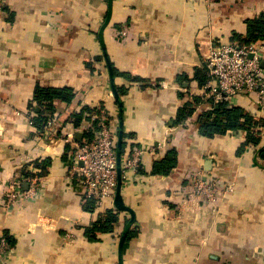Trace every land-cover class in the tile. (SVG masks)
<instances>
[{
	"label": "crops",
	"instance_id": "crops-1",
	"mask_svg": "<svg viewBox=\"0 0 264 264\" xmlns=\"http://www.w3.org/2000/svg\"><path fill=\"white\" fill-rule=\"evenodd\" d=\"M262 9L264 0H0V233L16 241L12 264H119L123 223L89 241L84 227L97 214L84 209L70 163L74 147L64 139L79 131L67 120L83 104L107 102L119 114L105 50L120 71L117 86L126 88L128 144H163L123 185L139 232L125 245L124 264H264V160L256 146L238 153L242 130L202 136L198 119L207 105L195 78L207 73L214 45L245 34ZM38 84L77 93L71 103L56 101L57 121L43 131L31 122L29 105ZM193 99L189 122L177 123ZM236 101L264 119L251 98ZM261 137L264 146V125ZM169 148L178 150L177 166L152 175ZM44 159L51 161L42 171ZM201 165L234 184L215 205L189 191L190 171ZM19 175L22 189L36 178L39 191L12 207L5 199Z\"/></svg>",
	"mask_w": 264,
	"mask_h": 264
},
{
	"label": "built area",
	"instance_id": "built-area-1",
	"mask_svg": "<svg viewBox=\"0 0 264 264\" xmlns=\"http://www.w3.org/2000/svg\"><path fill=\"white\" fill-rule=\"evenodd\" d=\"M264 40L239 44L236 41L222 40L214 45L207 57V81L202 89V100L207 105L205 110L212 109L217 102L236 104L237 99L251 98L255 104L264 109ZM113 95V94H112ZM213 101H209V99ZM211 99V100H212ZM192 104L196 107L195 100ZM97 107L99 114H91L92 120H98V127L93 129V137L76 138V131H68L65 141L74 147L71 153L73 172L77 173L82 187L83 202L95 199L97 208L101 211L114 206V198L118 185L117 144L119 137V120L112 115L107 102ZM238 105V104H237ZM33 116V111L30 110ZM191 116L186 119L189 122ZM53 114L45 129H50L56 123ZM33 123V120L31 119ZM91 122L76 128L83 131L91 126ZM236 132V131H232ZM229 132V133H232ZM129 140V138H128ZM163 144H142L129 148L127 155H123V185L133 175H137L142 167L146 154L157 155ZM24 176L19 175L12 180L6 204L16 207L25 199L37 195L39 187L36 178H28L32 187L22 189ZM189 191L194 198H199L210 205L217 204L222 196L233 189L232 182H223L215 174H208L203 165L198 166L189 175ZM119 232L117 233L119 237ZM14 258L13 247L8 242L7 235L0 233V263L12 264Z\"/></svg>",
	"mask_w": 264,
	"mask_h": 264
},
{
	"label": "trees",
	"instance_id": "trees-1",
	"mask_svg": "<svg viewBox=\"0 0 264 264\" xmlns=\"http://www.w3.org/2000/svg\"><path fill=\"white\" fill-rule=\"evenodd\" d=\"M248 29L245 34L234 32L227 40L236 41L239 44H247L255 41L264 40V9H262L254 18L247 20ZM102 56H98L97 60H102ZM115 77L121 75L120 71L114 66ZM198 78L200 85H204L207 81V73L201 74L199 71L195 75ZM137 80L141 78L136 77ZM121 96L126 93V88L123 85H118ZM76 91L70 86H46L38 84L34 91V99L30 102V110L33 111V124L38 131H43L47 125L50 117L55 114L57 110L56 101L60 100L66 103H71L76 97ZM199 99V98H198ZM212 99V98H211ZM209 101H213V99ZM214 102V101H213ZM215 103V102H214ZM118 104V102H117ZM104 103H102V106ZM119 106V104H118ZM119 108V107H118ZM194 112L193 104H187L180 108L176 122H182L192 116ZM101 109L97 106L83 104L82 108L70 114L67 123H71L75 128L83 127L84 123L91 122V114H99ZM112 114V113H111ZM113 115V114H112ZM117 121L119 114L115 113ZM98 120H92L91 126L84 127V138L93 137V129L98 127ZM264 125V119L256 118L244 106L237 104H229L227 102H217L212 109L204 110L198 119V127L202 136L214 138L219 135H224L232 131L242 130L245 132V141L242 143L238 153L243 152L247 148L257 147L255 149L256 155L264 160V146L262 145L261 129ZM119 130V127H118ZM134 147L128 144V135L124 131V142L122 147V155L126 156L129 148ZM50 159H44L38 165L45 169V166L50 164ZM178 164V150L176 148H169L164 157L155 161L152 175H167ZM84 209L92 214L96 213L97 217L94 222L84 227L85 234L89 241L101 240V236L105 234H115L120 223H123V230L128 223L130 216L122 217L121 211L114 206L107 207L103 211L97 208L95 199H90L84 204ZM119 233V238L123 232ZM138 230L131 227L125 245L138 234ZM8 242L11 247H14L16 241L10 236V233L5 231ZM119 243V242H118Z\"/></svg>",
	"mask_w": 264,
	"mask_h": 264
},
{
	"label": "water",
	"instance_id": "water-1",
	"mask_svg": "<svg viewBox=\"0 0 264 264\" xmlns=\"http://www.w3.org/2000/svg\"><path fill=\"white\" fill-rule=\"evenodd\" d=\"M105 58L107 61V65L109 67V74H110V82H111V88H112V94L116 101L119 104V137H118V144H117V166H118V185H117V191L114 198V205L116 208H118L121 211H126L130 213V219L128 223L126 224L119 240V264H124V249H125V243L127 239L128 232L134 222L136 221V211L133 207L128 205L125 201L124 195H123V167H122V147L124 142V102L122 99V96L120 94V91L118 89V86L116 84V77L114 75V67L113 64L109 58V55L107 51L105 50ZM264 65V62H263ZM76 138L78 140H82L84 133L82 131H76L75 133ZM212 159L208 160V164H212Z\"/></svg>",
	"mask_w": 264,
	"mask_h": 264
}]
</instances>
